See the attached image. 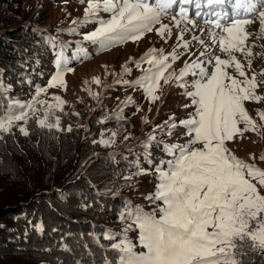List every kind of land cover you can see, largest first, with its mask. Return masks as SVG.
Wrapping results in <instances>:
<instances>
[{
    "label": "snow or ice",
    "instance_id": "6c2138e0",
    "mask_svg": "<svg viewBox=\"0 0 264 264\" xmlns=\"http://www.w3.org/2000/svg\"><path fill=\"white\" fill-rule=\"evenodd\" d=\"M80 2L87 4L84 17L73 20L72 24H98L83 37L92 44L107 47L129 40L137 42L154 30L165 42L172 35V27L162 21L169 18L176 0ZM223 3L224 0H207L209 6ZM232 9L229 22H209L216 30L207 32L212 46L204 47L195 59L186 51L189 58L178 71L173 67L180 58L178 49L190 48L189 41L185 40L187 28L180 31L177 47L170 54H165L163 48H151L133 61L137 68L148 65L139 79L133 83L118 81L128 87H139L153 103L162 102L165 87H177L190 100L183 107H192L193 111L178 122L170 116L165 122L166 128L156 126L169 136L177 127H183L188 139L184 143H163L162 151L171 159L161 160L152 169L157 183L155 191L145 197L160 202L159 217L155 212L145 213L125 202L118 218L131 223L120 230L119 242H115L117 233L111 230L104 233L105 240L114 241L110 247L118 254L117 260L106 264H257L254 256L264 261V169L238 158L226 143L244 138L247 133L264 139V107L256 109L255 117L246 107V103L264 104V69L259 72L252 69L254 59L264 60V51L254 53L255 45L247 43L253 36L264 39V0H232ZM101 12L110 14V18L102 19ZM171 19L176 28L182 23L194 27L183 9L179 19ZM254 23H258V34L249 30ZM192 40L205 45L203 38L193 36ZM66 47L60 46L55 61L57 71L46 87L37 86L30 102L8 103L6 113L0 116V134L11 133L18 122H23L18 130L28 136L26 126L32 118L41 129L61 130V120L55 115V109L63 110L64 101L59 96L53 97L57 103L47 105L41 117L35 113L37 104L44 103L39 101L41 93L49 88L66 87L65 73L73 71L67 67ZM77 48L86 55L79 45ZM124 73H130L127 65ZM94 83L100 84V80L97 78ZM8 90L0 81V94ZM130 103L131 97L124 101L125 106ZM103 122L102 119L100 123ZM72 130L71 126L67 128L68 132ZM115 135L113 132L112 137ZM153 142L160 144L149 133L148 140L143 142L149 160ZM97 143L110 146L113 140L102 138ZM259 160L264 161V153ZM146 174L148 169L139 168L124 179ZM132 225L139 230L138 244L143 251L137 252L136 245L128 238ZM37 230L43 231V227L37 226Z\"/></svg>",
    "mask_w": 264,
    "mask_h": 264
},
{
    "label": "trees",
    "instance_id": "16d2710c",
    "mask_svg": "<svg viewBox=\"0 0 264 264\" xmlns=\"http://www.w3.org/2000/svg\"><path fill=\"white\" fill-rule=\"evenodd\" d=\"M38 1L53 6L81 4L78 0H0V81L9 89L0 94V116L10 101L32 97L37 86L46 87V72L57 69L55 61L65 43L61 37L76 34L72 23L48 25L37 16L20 17L16 5ZM98 104L89 114L75 109L63 115L59 131L41 129L31 121L26 126L28 136L16 127L0 137V264L115 261L118 254L110 247L114 241L103 236L111 230L119 242L122 233L115 223L125 202L148 213L140 185L147 174L124 177L139 168L152 173L151 162L167 156L162 144L158 140L159 145L151 144L149 160L143 146L149 129L110 146L97 143L101 133L106 139L108 133L122 132V122L129 119L108 117L109 108ZM102 112L106 119L100 123ZM253 260L264 264L259 256Z\"/></svg>",
    "mask_w": 264,
    "mask_h": 264
},
{
    "label": "rangeland",
    "instance_id": "374dc122",
    "mask_svg": "<svg viewBox=\"0 0 264 264\" xmlns=\"http://www.w3.org/2000/svg\"><path fill=\"white\" fill-rule=\"evenodd\" d=\"M148 2L154 3L153 0H148ZM200 3L201 0L195 1L194 4L188 3L186 5L182 2L179 7H187L185 12L190 13L194 12V9L199 7ZM16 7L18 9L21 8L22 13L20 14V17L37 16L39 19H45V22L48 25H69L73 20L83 19L84 10L87 7V4L81 3L70 6H53L38 1L34 3L25 2L24 4L16 5ZM179 14L180 11L176 13L175 11L170 10L169 18H165L162 21L164 24H169L173 29L171 37L167 38V42L162 40L154 30L152 33H146L144 37L137 42L129 40L123 43H115L110 44L107 47H101L99 43L92 44L83 39L84 35L90 31H94L95 28L99 26L98 24L88 23L80 26L75 25V35L67 34L61 37L62 41L65 42L63 45L67 46L64 49L65 55L68 58L67 67L73 69L72 72L65 73L64 80L66 87L49 88L46 92L41 93L39 101L44 103L37 104L36 107L38 111L35 113V116L41 117L42 112L46 110L47 105L56 104L57 101L53 99L55 96H59L60 99L64 101L62 111L60 109H55V115L60 119L63 118V115L68 114V112L74 111L75 109L80 110L78 112L82 115L89 114L91 112L90 110L97 109L99 106L98 103H101V105L104 103V105L109 108V110H107L108 117L109 114L126 118L129 117L127 121L122 122L124 125L123 128H121L122 132H115L116 135L113 137V144L119 142L121 139H128L131 135L140 136L146 129H149L150 133L155 135L156 140L160 141L162 145L163 143H184L188 137L184 135L185 129L183 127H177L172 136L167 135L166 131L162 132L160 128L156 127L164 126L166 128L165 122L169 121L170 116H174L178 122L180 119L187 118L188 114L193 111L192 107H183L184 104L190 103V100L182 95L183 90L174 86L165 87V95L162 97V102L156 101L153 103L145 97L143 90L139 87L132 88L118 83L121 79L133 83L143 75V69L147 68L148 65L143 64L141 68H137L133 61L139 60L149 51V49L156 48L159 50L163 48L165 54H170L172 50L177 47V37L182 29L187 28L185 40L189 41L190 48L188 50L178 49L180 52V58L173 65L177 71L183 66L185 60L189 58L188 55L185 54L186 51L191 55L192 59H195L199 56V52L204 50V47L212 46L207 32L216 31L209 23L215 21L189 17V19L193 21L194 27L182 23L179 28H176L175 24L172 23L171 17L179 19ZM190 15H192V13L189 14V16ZM100 17L102 19H108L110 18V14L101 12ZM249 30L258 34V23L249 26ZM193 36H196L198 39L203 38L205 45L201 46L196 40H192ZM247 43L255 45L253 48L254 53L264 51V39H257L256 36H253L250 37ZM77 45L84 49L86 55L78 50ZM238 58L243 62V57L239 56V54ZM125 65L130 69L129 74L124 73ZM252 69L257 72L264 69V60L258 58L254 59ZM56 71L57 69L54 72H46L47 79L44 80V83H48L51 76H53ZM97 78L100 80V84L94 83V80ZM22 92L25 94L29 92V90H23ZM32 95V97H18V99L15 100H19L21 103L30 102L35 97V93ZM129 97L132 98V103L125 106L124 101ZM25 98L30 99L29 101H26ZM246 107L250 110V114L255 117L256 109L264 107V104L256 105L254 103H246ZM145 118H147V123L145 122ZM102 119L105 122L106 114L104 112H102ZM31 121L36 123L34 118L29 120V124ZM111 122H113V119L108 122L106 125L107 128ZM22 123L23 122H18L17 126H14L13 128L17 127L18 129L19 125H22ZM154 128L155 131H153ZM112 133L113 132L108 133L106 139L110 138ZM4 134H0V137ZM100 139H102V137H100L99 140ZM226 143L233 154L238 158L243 159L250 164L255 163L259 168L264 169V161L259 160V156L264 153V139H261L255 134L247 133L244 138H236L234 141ZM197 147L201 146L197 145ZM155 148L158 149V147ZM253 157H255V160L252 159ZM169 159H171V157L167 155L162 160L167 161ZM160 161L161 160H156L155 164L151 162V165L153 164L155 167ZM147 177L148 179H140V185L144 188V190L142 189V193L145 194L143 197L145 208L148 210V213L155 212L157 217H159L158 207L160 202L145 198L155 191V185L157 183L156 174L153 171L152 173H148ZM127 224L129 223L125 220H119L115 223L116 226H120V230ZM127 235L133 244L136 245L135 250L137 252L143 251L138 244V228L132 225V231L128 232Z\"/></svg>",
    "mask_w": 264,
    "mask_h": 264
}]
</instances>
